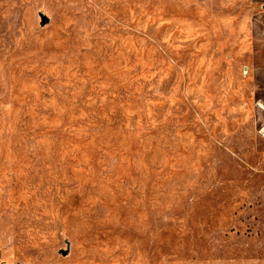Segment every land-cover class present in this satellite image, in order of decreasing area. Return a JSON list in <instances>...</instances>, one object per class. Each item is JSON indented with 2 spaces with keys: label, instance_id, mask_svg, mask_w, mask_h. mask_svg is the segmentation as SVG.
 Here are the masks:
<instances>
[{
  "label": "rangeland",
  "instance_id": "1",
  "mask_svg": "<svg viewBox=\"0 0 264 264\" xmlns=\"http://www.w3.org/2000/svg\"><path fill=\"white\" fill-rule=\"evenodd\" d=\"M264 0H0V264H264Z\"/></svg>",
  "mask_w": 264,
  "mask_h": 264
},
{
  "label": "built area",
  "instance_id": "2",
  "mask_svg": "<svg viewBox=\"0 0 264 264\" xmlns=\"http://www.w3.org/2000/svg\"><path fill=\"white\" fill-rule=\"evenodd\" d=\"M258 136L264 139V122L262 123L261 127L258 130Z\"/></svg>",
  "mask_w": 264,
  "mask_h": 264
}]
</instances>
